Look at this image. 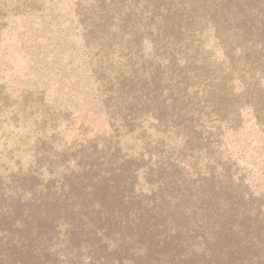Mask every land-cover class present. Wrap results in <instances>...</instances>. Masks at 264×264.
Masks as SVG:
<instances>
[{
    "label": "trees",
    "instance_id": "obj_1",
    "mask_svg": "<svg viewBox=\"0 0 264 264\" xmlns=\"http://www.w3.org/2000/svg\"><path fill=\"white\" fill-rule=\"evenodd\" d=\"M18 25L92 119L0 82V264H264V0H0Z\"/></svg>",
    "mask_w": 264,
    "mask_h": 264
},
{
    "label": "rangeland",
    "instance_id": "obj_2",
    "mask_svg": "<svg viewBox=\"0 0 264 264\" xmlns=\"http://www.w3.org/2000/svg\"><path fill=\"white\" fill-rule=\"evenodd\" d=\"M26 32L29 33V30L27 29ZM21 35L23 33L19 25L1 35L0 82L6 86L7 92L14 96L32 91L41 92L54 106L66 104L81 120L90 122L92 117L88 101L81 92L82 85L76 84V81H68L66 79L68 74L65 75L64 71L59 72L62 68L61 61L57 64L54 58L46 57L42 49L39 52L30 49V46L36 45L34 41L31 39L25 41V38L20 42V38L23 37ZM28 35L31 37L34 33ZM45 35L47 36L48 33ZM24 41L25 46L22 44ZM42 59L46 62L39 64ZM94 124L96 129L102 126Z\"/></svg>",
    "mask_w": 264,
    "mask_h": 264
}]
</instances>
